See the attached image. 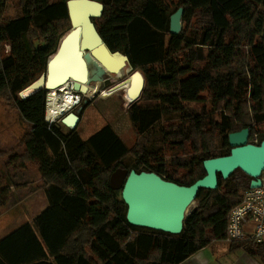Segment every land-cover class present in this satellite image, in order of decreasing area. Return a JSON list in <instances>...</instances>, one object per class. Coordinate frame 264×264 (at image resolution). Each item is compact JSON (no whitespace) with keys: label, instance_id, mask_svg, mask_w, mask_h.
<instances>
[{"label":"trees","instance_id":"1","mask_svg":"<svg viewBox=\"0 0 264 264\" xmlns=\"http://www.w3.org/2000/svg\"><path fill=\"white\" fill-rule=\"evenodd\" d=\"M8 1L0 0V98L32 124L20 140L22 153L10 162L24 169L36 161L41 170L50 207L35 220L60 206V221L68 223L60 264H93V256L96 264H179L227 239L229 213L250 188L240 169L227 179L218 174L217 189H200L178 235L131 225L109 178L125 166L190 185L206 174L205 159L230 154L231 132L249 127L250 142L264 139V0H98L104 4L94 19L98 31L145 80L129 107L137 135L131 147L109 124L87 139L50 124L44 89L21 98L71 22L67 0H17L21 16L4 19ZM180 6L183 26L173 35L170 15ZM158 144L181 153L170 163L150 157L148 149ZM9 192L0 180V200ZM238 249L264 263V244L231 241L230 250Z\"/></svg>","mask_w":264,"mask_h":264},{"label":"water","instance_id":"2","mask_svg":"<svg viewBox=\"0 0 264 264\" xmlns=\"http://www.w3.org/2000/svg\"><path fill=\"white\" fill-rule=\"evenodd\" d=\"M103 11L104 4L98 0H67L71 28L61 39L56 51L48 57L45 70L26 88L46 90V100L50 91H60L65 85L70 86L74 93L82 94V90L88 88L85 82L90 80L100 83L106 80V70L96 55L99 49L110 57L127 60L131 66L130 71L133 70L128 55L119 50L113 51L98 31L94 19L101 17ZM184 12V7L180 6L170 15L171 34L181 32ZM144 85L143 77L140 90L132 101L139 97ZM19 95L26 98L24 90ZM70 117L76 123L80 120L79 115L70 112L61 122L70 126L67 121ZM249 136V127L231 132L228 136L230 154L205 159L203 166L206 174L190 185L167 180L155 171L138 172L136 169L116 168L109 182L112 189L121 190L122 199L127 205V221L134 226L178 235L184 229L185 219L200 189L215 190L219 187L218 174L227 179L235 170L240 169L251 177L250 187L261 186L264 175V139L256 144L249 141Z\"/></svg>","mask_w":264,"mask_h":264},{"label":"rangeland","instance_id":"3","mask_svg":"<svg viewBox=\"0 0 264 264\" xmlns=\"http://www.w3.org/2000/svg\"><path fill=\"white\" fill-rule=\"evenodd\" d=\"M20 16L21 11L17 0H9L4 12V19H16ZM70 28L60 36L58 45ZM143 77L140 69H133L130 71V75L122 80L100 82L97 92L93 97L80 95V101L71 109V111H74L80 116V121L76 127L72 128L61 122L62 116L66 112L58 115L59 117L52 123L59 125L64 132L75 129L84 139L90 137L104 125L109 124L127 146H133L137 142V135L130 119L129 107L134 102L132 98L140 90ZM35 90L27 88L24 92L27 94ZM190 106L197 110L201 109L199 107L200 105L195 103L190 104ZM31 129L32 124L22 117L19 110L9 108L0 98V180L3 182V186L6 185L12 193H15V196H21L17 198L18 200L23 199V196L18 194L25 193V189L29 185L31 190H44L46 187V183L42 179L41 170L36 161L29 163L25 170L18 169L12 163H9L14 154L22 153L24 145L21 144L20 140ZM257 136L260 137L261 134H257L255 138H258ZM166 146V144H158L157 147H150L148 149V155L150 157L164 156L169 163L173 162L172 158L181 152H177L175 149L168 150ZM121 167L126 168L125 166ZM249 178L251 179V177ZM11 182L13 187H10ZM43 195L42 192L39 198H42ZM8 198L4 202L0 200V208L14 205V195L10 194ZM198 203V200H196L192 208L196 207ZM20 204L27 206L30 205V201Z\"/></svg>","mask_w":264,"mask_h":264},{"label":"crops","instance_id":"4","mask_svg":"<svg viewBox=\"0 0 264 264\" xmlns=\"http://www.w3.org/2000/svg\"><path fill=\"white\" fill-rule=\"evenodd\" d=\"M10 187H13L12 182ZM42 192L44 195L39 198ZM10 194L15 197L14 205L0 208V264H60L57 257L61 252L58 250L68 234L62 229L68 223L60 221V206H54V213L45 219L35 220L50 207L46 187L31 190L29 185L25 193L18 194L23 196L20 200L17 198L21 196H15L11 191ZM28 201L30 205L20 204ZM230 246L227 239L214 240L179 264H264L246 250L232 251ZM93 258V264H96L97 260Z\"/></svg>","mask_w":264,"mask_h":264},{"label":"built area","instance_id":"5","mask_svg":"<svg viewBox=\"0 0 264 264\" xmlns=\"http://www.w3.org/2000/svg\"><path fill=\"white\" fill-rule=\"evenodd\" d=\"M58 117L48 119L47 114L45 115L50 124ZM257 137L256 142L259 141V136ZM226 234L230 242L249 239L264 244V176L262 185L246 189L241 202L230 211Z\"/></svg>","mask_w":264,"mask_h":264},{"label":"bare ground","instance_id":"6","mask_svg":"<svg viewBox=\"0 0 264 264\" xmlns=\"http://www.w3.org/2000/svg\"><path fill=\"white\" fill-rule=\"evenodd\" d=\"M96 55L100 61H102V65L106 70V80L108 79L112 81H119L130 75V63L125 59H117L116 57H110L106 55L104 51L101 49L96 51ZM97 83V84H96ZM88 88L86 90H82L81 93H74L70 90V86L62 87L60 91H50L49 97L47 100V117L48 119H52L57 115H61L66 112L65 115L62 116V119L67 116L71 109L80 101V95H86L87 97H93L97 92L98 84L97 81H88L84 83ZM94 84V85H93ZM68 123H70V127L77 126L80 120H74V118H68ZM76 123V125H75ZM66 125V124H65ZM68 126V125H67Z\"/></svg>","mask_w":264,"mask_h":264},{"label":"flooded vegetation","instance_id":"7","mask_svg":"<svg viewBox=\"0 0 264 264\" xmlns=\"http://www.w3.org/2000/svg\"><path fill=\"white\" fill-rule=\"evenodd\" d=\"M109 81H111L110 79H108Z\"/></svg>","mask_w":264,"mask_h":264},{"label":"clouds","instance_id":"8","mask_svg":"<svg viewBox=\"0 0 264 264\" xmlns=\"http://www.w3.org/2000/svg\"><path fill=\"white\" fill-rule=\"evenodd\" d=\"M71 112H74V111H71Z\"/></svg>","mask_w":264,"mask_h":264}]
</instances>
